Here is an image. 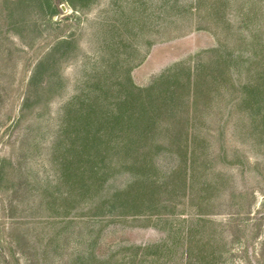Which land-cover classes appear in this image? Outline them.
Instances as JSON below:
<instances>
[{"label":"rangeland","instance_id":"obj_1","mask_svg":"<svg viewBox=\"0 0 264 264\" xmlns=\"http://www.w3.org/2000/svg\"><path fill=\"white\" fill-rule=\"evenodd\" d=\"M0 264H264V0H0Z\"/></svg>","mask_w":264,"mask_h":264}]
</instances>
